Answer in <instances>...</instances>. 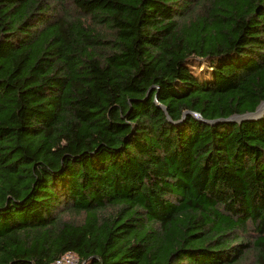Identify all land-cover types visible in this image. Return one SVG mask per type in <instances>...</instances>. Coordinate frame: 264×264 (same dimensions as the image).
Listing matches in <instances>:
<instances>
[{
	"label": "trees",
	"instance_id": "trees-1",
	"mask_svg": "<svg viewBox=\"0 0 264 264\" xmlns=\"http://www.w3.org/2000/svg\"><path fill=\"white\" fill-rule=\"evenodd\" d=\"M262 100L264 0H0V264H264Z\"/></svg>",
	"mask_w": 264,
	"mask_h": 264
},
{
	"label": "water",
	"instance_id": "water-1",
	"mask_svg": "<svg viewBox=\"0 0 264 264\" xmlns=\"http://www.w3.org/2000/svg\"><path fill=\"white\" fill-rule=\"evenodd\" d=\"M263 101V100H262ZM261 101V102H262ZM260 102V103H261ZM259 103V105H260ZM259 105L256 107L255 111L253 112H247V113H244L242 115H232L231 117L229 118H226V119H217V120H213V121H206L208 124H211V123H215V122H223V121H237V122H240V121H243V120H251V119H256V118H259L264 112H262L260 115H256L254 116L255 112L257 111ZM186 113H190V112H186ZM196 115V113H195ZM246 115H253V116H246ZM242 116H245L243 118H239V119H236V117H242ZM198 118L201 119V117L198 115Z\"/></svg>",
	"mask_w": 264,
	"mask_h": 264
},
{
	"label": "built area",
	"instance_id": "built-area-1",
	"mask_svg": "<svg viewBox=\"0 0 264 264\" xmlns=\"http://www.w3.org/2000/svg\"><path fill=\"white\" fill-rule=\"evenodd\" d=\"M54 264H81L77 255L71 251L64 253Z\"/></svg>",
	"mask_w": 264,
	"mask_h": 264
},
{
	"label": "rangeland",
	"instance_id": "rangeland-1",
	"mask_svg": "<svg viewBox=\"0 0 264 264\" xmlns=\"http://www.w3.org/2000/svg\"><path fill=\"white\" fill-rule=\"evenodd\" d=\"M194 61L195 62H192V63H195V64L198 63V65H196V66L193 67L194 73L200 74V72H202V70L205 71V69H206V61L205 60L199 59V60H194ZM204 74H202V75H204ZM236 119H239V118H236Z\"/></svg>",
	"mask_w": 264,
	"mask_h": 264
},
{
	"label": "bare ground",
	"instance_id": "bare-ground-1",
	"mask_svg": "<svg viewBox=\"0 0 264 264\" xmlns=\"http://www.w3.org/2000/svg\"><path fill=\"white\" fill-rule=\"evenodd\" d=\"M262 112H264V100L259 105V107H258L257 111L255 112L254 116L260 115ZM246 116H253V115H246ZM243 117H245V116L236 117V118H243Z\"/></svg>",
	"mask_w": 264,
	"mask_h": 264
}]
</instances>
